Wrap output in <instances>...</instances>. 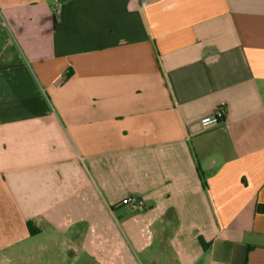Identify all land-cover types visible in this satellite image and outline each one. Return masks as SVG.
<instances>
[{
	"label": "crops",
	"instance_id": "0c3cea01",
	"mask_svg": "<svg viewBox=\"0 0 264 264\" xmlns=\"http://www.w3.org/2000/svg\"><path fill=\"white\" fill-rule=\"evenodd\" d=\"M50 245L264 264V0H0V264Z\"/></svg>",
	"mask_w": 264,
	"mask_h": 264
},
{
	"label": "built area",
	"instance_id": "2783aa9c",
	"mask_svg": "<svg viewBox=\"0 0 264 264\" xmlns=\"http://www.w3.org/2000/svg\"><path fill=\"white\" fill-rule=\"evenodd\" d=\"M225 116L226 104L222 102L220 105H218L216 111L212 115L204 116L201 119V124L204 129H210L221 125L225 119ZM121 202L123 205L129 207L132 210L139 209L145 205L144 199L134 194L125 196Z\"/></svg>",
	"mask_w": 264,
	"mask_h": 264
},
{
	"label": "rangeland",
	"instance_id": "374dc122",
	"mask_svg": "<svg viewBox=\"0 0 264 264\" xmlns=\"http://www.w3.org/2000/svg\"><path fill=\"white\" fill-rule=\"evenodd\" d=\"M44 243V241H43ZM45 244V243H44ZM49 246V245H48ZM60 247H53L50 245V250L48 252V255L54 254V259L51 260H41V261H30V260H17L15 261L14 264H96L95 263V258L90 259H85V260H75L72 255L65 254L62 257H57L56 254L59 252ZM64 254V251L62 252ZM141 262H143V258L141 255L138 256Z\"/></svg>",
	"mask_w": 264,
	"mask_h": 264
},
{
	"label": "trees",
	"instance_id": "16d2710c",
	"mask_svg": "<svg viewBox=\"0 0 264 264\" xmlns=\"http://www.w3.org/2000/svg\"><path fill=\"white\" fill-rule=\"evenodd\" d=\"M122 205H123V203L120 201V202H118L116 204L111 205L110 208H111L112 211L115 212ZM202 243H203V245H206L204 240H202Z\"/></svg>",
	"mask_w": 264,
	"mask_h": 264
}]
</instances>
